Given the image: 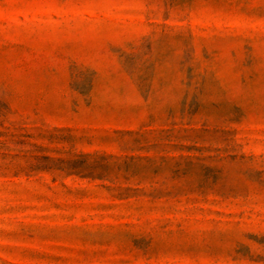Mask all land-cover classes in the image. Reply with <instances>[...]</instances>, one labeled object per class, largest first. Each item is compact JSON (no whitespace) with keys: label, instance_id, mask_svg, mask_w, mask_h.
I'll list each match as a JSON object with an SVG mask.
<instances>
[{"label":"rangeland","instance_id":"rangeland-1","mask_svg":"<svg viewBox=\"0 0 264 264\" xmlns=\"http://www.w3.org/2000/svg\"><path fill=\"white\" fill-rule=\"evenodd\" d=\"M0 264H264V0H0Z\"/></svg>","mask_w":264,"mask_h":264}]
</instances>
